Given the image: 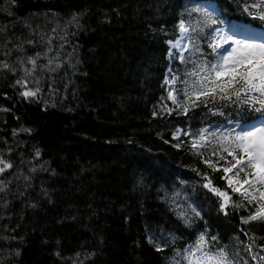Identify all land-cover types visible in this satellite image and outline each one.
Here are the masks:
<instances>
[{"label":"trees","instance_id":"obj_1","mask_svg":"<svg viewBox=\"0 0 264 264\" xmlns=\"http://www.w3.org/2000/svg\"><path fill=\"white\" fill-rule=\"evenodd\" d=\"M13 1L0 0V60L17 69L0 71V109H7L0 110V156L14 164L0 175L10 181L0 192V264H171L174 250L204 232L234 264H257L245 249L251 243L264 255V222L243 223L245 208L221 212L220 198L204 187L208 175L224 189L221 173L193 154L190 137L177 141L174 134L246 124L262 114L232 105L213 115L211 104L187 116L161 112L164 104L174 107L168 69L184 79L192 67L169 57L167 40L205 0H31L12 19ZM210 1L220 11L213 18L264 30V21L244 11L252 0ZM197 17L193 12L192 21ZM19 21L26 29L20 24L24 32L11 33ZM49 37L48 57L59 52L62 64L54 72L39 67L47 64ZM207 42L200 46L210 54ZM37 53V71L25 77L18 60L30 68L27 58ZM22 78L41 89L36 97L21 95ZM169 234L177 239L165 246ZM149 237L165 250L156 251Z\"/></svg>","mask_w":264,"mask_h":264},{"label":"snow or ice","instance_id":"obj_2","mask_svg":"<svg viewBox=\"0 0 264 264\" xmlns=\"http://www.w3.org/2000/svg\"><path fill=\"white\" fill-rule=\"evenodd\" d=\"M244 11L254 19L264 21V0L245 3ZM193 12L198 14L194 22L191 19ZM188 16L190 18L188 21L181 19L178 23L180 39L168 41L172 48L179 50L178 55L170 51L169 57L178 58L185 65L190 63L192 67L183 74L184 79L176 75L172 68L168 69L171 78L165 81L169 86L167 99L174 107L164 104L161 106V112H166L168 115L176 112L187 116L189 111L200 106L208 107L211 104L214 107L209 108V111L213 115H224L220 111L221 107L235 105L245 108L246 106V110L262 114L261 124L264 125V37L259 41L249 35H242L237 39L236 36L241 30L231 25L224 26L225 22L213 18L206 8L193 7L188 12ZM76 21L74 15L69 23ZM216 25L220 26L214 27ZM206 29L210 31L206 32ZM3 31L4 29L0 28V33ZM55 31L53 29V32ZM193 34H196L195 37ZM54 38L49 37L45 41L49 45L48 51L44 53L47 64L39 66L41 71L47 69L49 72H54L62 67L61 63H57L59 52L53 57H48V52L53 51L51 44ZM202 38L208 41L210 54H205L200 46ZM60 39L63 40L64 37ZM28 43L34 44L31 40ZM16 47L23 50L20 45ZM60 47L62 49L63 45ZM185 52L189 53V57H185ZM208 55H212L214 59L209 60ZM194 56L198 59H191ZM41 58L40 53L28 57L27 64L31 65L30 68L24 66L23 59L18 60L25 77L34 76L38 68L37 61ZM2 70L13 73L17 71L6 60H0V71ZM36 83L38 84L39 81L37 80ZM16 84L26 89L21 92L25 98L36 97L41 91L39 87L35 90L27 88V79H17ZM0 110L7 111V109ZM157 114L154 112V115ZM209 127L202 128L197 133L177 129L174 139L179 141L181 135L190 137L188 147L193 154L205 157L203 163L212 172L221 173L218 178L225 181L224 189L216 187L208 175H205L207 183L204 184L205 188L220 198L221 212L227 215L230 208H245L249 214L242 218L243 223L264 222V126L244 127L236 122L232 128L223 131L219 129L210 131ZM21 131L31 130L21 129ZM173 146L179 148L181 144L177 143ZM40 155V151L37 150L35 156L38 158ZM12 168L13 164L0 156V175ZM6 188L7 185L0 180V192H4ZM233 196H237L239 202L234 201ZM192 212L195 216H200L194 208ZM180 215L183 217L184 213ZM185 222L190 223L188 220ZM176 239L169 234V238L165 239V246L174 243ZM217 240L216 236L209 237L206 232L200 233L194 244H189L182 251L174 250L171 264H234L224 248L214 249ZM149 242L155 246L156 251L165 250L158 240L149 237ZM245 251L257 261V264H264V255L253 252V244H248Z\"/></svg>","mask_w":264,"mask_h":264},{"label":"rangeland","instance_id":"obj_3","mask_svg":"<svg viewBox=\"0 0 264 264\" xmlns=\"http://www.w3.org/2000/svg\"><path fill=\"white\" fill-rule=\"evenodd\" d=\"M206 6H207L209 9H211V10L214 9V7H213V5H212L211 3H206ZM231 26H234L235 28L241 30V31H240V34H238V35L236 36L237 39H240L242 35L253 36V37H255L258 41H259V39H260L261 37H264V32H263V31H260V30H257V29H253V28H250V27L235 26V25H231ZM178 39H180V33H179L178 37H177L175 40H172V41H176V40H178ZM182 47H183V44H182ZM170 51H171L172 53L178 55V51H179V50H178V49H175V48H172V46L170 45ZM172 59H173V58H172ZM170 78H171V74L169 73L167 79H170ZM167 79H166V80H167ZM168 90H169V86L166 85L167 95H168ZM234 125H235V124H234ZM234 125H231V126H229V127L219 128V130L223 131V130H225V129H230V128H232ZM254 125H255V126H264V125H262L261 122H259V121H258V122H255L254 124L242 125V126H244V127H252V126H254ZM209 130L211 131V128H209ZM239 130H240V129L238 128L237 131H239Z\"/></svg>","mask_w":264,"mask_h":264},{"label":"bare ground","instance_id":"obj_4","mask_svg":"<svg viewBox=\"0 0 264 264\" xmlns=\"http://www.w3.org/2000/svg\"><path fill=\"white\" fill-rule=\"evenodd\" d=\"M31 3V0H19V4L17 3V1H13L12 3V10L9 12L11 14H8L7 16H9V18H14L16 15H20L22 14L23 10L26 8V6H28V3ZM23 25V27L26 29V24L25 23H20V21L18 23H16L15 25H12L10 27V30L12 31L11 33H15V34H21L24 32V30H21V25ZM2 43V40H0V45ZM5 44V42H3ZM10 163L13 164V162L8 161ZM14 166V164H13ZM10 181L8 182L9 185ZM7 185V186H8Z\"/></svg>","mask_w":264,"mask_h":264}]
</instances>
